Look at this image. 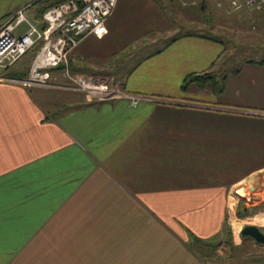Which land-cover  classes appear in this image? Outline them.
<instances>
[{"label":"crops","instance_id":"obj_1","mask_svg":"<svg viewBox=\"0 0 264 264\" xmlns=\"http://www.w3.org/2000/svg\"><path fill=\"white\" fill-rule=\"evenodd\" d=\"M26 3L0 0V28L24 8L41 22ZM138 9L149 14L140 35L127 21ZM166 16L155 0H119L107 35L87 36L73 52L74 75L149 98L136 108L0 82V264H219L260 252L236 212L250 187L242 183L264 167V58L244 57L233 71L238 41L205 33L120 58L150 34L161 35L154 44L169 38ZM32 59L3 75L26 77ZM221 115L238 118V136L195 130ZM179 157H198L199 173H180ZM226 238L220 252L214 244ZM257 259L251 264H264Z\"/></svg>","mask_w":264,"mask_h":264},{"label":"built area","instance_id":"obj_2","mask_svg":"<svg viewBox=\"0 0 264 264\" xmlns=\"http://www.w3.org/2000/svg\"><path fill=\"white\" fill-rule=\"evenodd\" d=\"M119 0H65L48 7L41 22H32L24 8L0 28V82L25 88L60 89L82 94L88 101L112 102L126 100L134 108L144 96L131 94L108 81L74 75L70 70L73 52L83 38H104L107 21ZM183 8L194 7L202 0H172ZM232 7H246L264 13V0H228ZM25 24L27 29L19 33ZM35 51L28 74L24 78L5 74L28 53ZM65 66V69L59 67ZM58 73V76L55 75Z\"/></svg>","mask_w":264,"mask_h":264},{"label":"rangeland","instance_id":"obj_3","mask_svg":"<svg viewBox=\"0 0 264 264\" xmlns=\"http://www.w3.org/2000/svg\"><path fill=\"white\" fill-rule=\"evenodd\" d=\"M35 1L37 0H12V2L19 4L27 2L25 5L32 4ZM58 1L59 0H50L49 5L54 4ZM159 3L163 6L164 10L168 14V17H166L168 18V23H170V28L172 30H170L169 38L162 39V41H160L158 44H154L152 41L153 38H159L161 35L150 34L148 38L139 41L140 43H135L134 47H132L129 52L123 55L121 54V59L122 57H127L129 54L134 53L138 55L136 57L140 58L154 51L155 49L162 48L164 45L178 37L196 33H205L213 37L223 35L224 38L232 39V42H235V40L238 41V63H232V65H234L233 71H235L234 67H236L239 62H243L242 59L244 57H246L248 61L261 60L264 58V13L251 11L246 7H239L238 10H230L232 6L228 0H202L196 6L188 8H183L178 3H175L172 0H159ZM138 10H140V12L132 14L129 18H127V21L131 23L129 26L135 28L136 34L140 35L148 29V26H146V28L144 29V25L140 22L144 21L145 19H143V17H146L149 14L145 15L141 9ZM203 22H205L209 27L205 28V26H203ZM214 29L217 33L214 32ZM128 38H130V36ZM34 54L35 51H31L21 60V62L26 63L34 56ZM216 118H218L219 120L201 121L200 124L195 126V130L205 129V132L215 134L213 136H238L237 117H233L231 115H221L217 116ZM209 122H225V125H214L216 126L214 127L213 125H208L207 123ZM177 159V168L180 173L195 175L199 173L198 171H196L198 168L196 164L197 162L201 161L198 157H195L193 159L195 171L193 170V163L190 157H179ZM210 159L213 162V159L215 158ZM234 160H238V157L229 158V167L235 165ZM258 160L261 161V159L258 158L257 160L251 159L250 162L256 164ZM227 164L228 163L226 162V166ZM240 166L241 165L238 164V169H243ZM222 167H224L223 164ZM203 173L204 175H209L208 173ZM235 174L238 175V172H236ZM210 175H217V173H211ZM242 186L250 187L249 191L248 188H245V192L248 195H244V197L241 199L242 202L239 205L240 207L239 209H237L242 214V216L238 215V211L236 212V217L240 221L239 226L240 228H244L247 225L259 226L260 223H264V201L258 199L261 196V192L264 193V167L260 168L259 172L250 174L249 177L246 178L245 182L242 183ZM242 186H238L237 183L233 188L234 193L238 195V187L240 188ZM242 191L244 192V190ZM246 207H249L248 212H245ZM236 217H234V221H232V228L233 226H235L236 230H238V224H236L238 223V221L236 220ZM260 228L264 233V227ZM217 243L214 245L219 249L220 252H223L224 248H228L230 245V241L228 238L222 241H217ZM258 245L260 248V252L258 253L259 255L254 254L253 257H250L251 252L246 253L243 250L244 254L241 256V258L244 257L243 259H240L239 261L233 260L228 262H221H223L224 264H251V261L258 260L257 258H259V260H264V245ZM213 253L215 256L219 255L215 252V250ZM225 256L230 257V255L226 252L222 253V258Z\"/></svg>","mask_w":264,"mask_h":264},{"label":"trees","instance_id":"obj_4","mask_svg":"<svg viewBox=\"0 0 264 264\" xmlns=\"http://www.w3.org/2000/svg\"><path fill=\"white\" fill-rule=\"evenodd\" d=\"M63 1H65V0H63ZM63 1H59V2H56L54 4L49 5L50 0H38L35 3H33L30 7L31 8H37L38 11H39V16L41 18H43V16H44L45 12L47 11L48 7L56 6V5L60 4V3H62ZM156 1L159 3V0H156ZM257 64L264 66V60H262L261 62H257ZM19 77L23 78V76H19ZM208 77H210V74H204V75H200V76L199 75H195V76L191 75L185 81V84H184L183 88L186 89L190 83L199 82L201 80H205ZM196 241H197V239H194V243Z\"/></svg>","mask_w":264,"mask_h":264},{"label":"water","instance_id":"obj_5","mask_svg":"<svg viewBox=\"0 0 264 264\" xmlns=\"http://www.w3.org/2000/svg\"><path fill=\"white\" fill-rule=\"evenodd\" d=\"M65 66L59 67V69H65ZM242 236L253 239L257 244L264 245V233L255 225H247L241 232Z\"/></svg>","mask_w":264,"mask_h":264}]
</instances>
